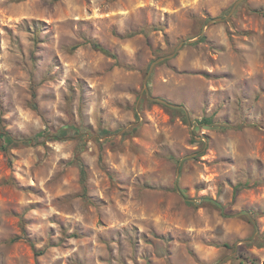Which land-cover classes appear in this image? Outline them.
Segmentation results:
<instances>
[{"label": "rangeland", "instance_id": "rangeland-1", "mask_svg": "<svg viewBox=\"0 0 264 264\" xmlns=\"http://www.w3.org/2000/svg\"><path fill=\"white\" fill-rule=\"evenodd\" d=\"M236 1L0 0V134L77 130L0 152V264H264V0L210 24ZM208 24L149 79L191 129L144 82Z\"/></svg>", "mask_w": 264, "mask_h": 264}, {"label": "trees", "instance_id": "trees-1", "mask_svg": "<svg viewBox=\"0 0 264 264\" xmlns=\"http://www.w3.org/2000/svg\"><path fill=\"white\" fill-rule=\"evenodd\" d=\"M144 32V31H143ZM146 33V32H144ZM93 49L95 51H98L100 53H103L104 55L116 59V55H114L111 51L106 49L105 47L101 46L98 43H91ZM33 98L36 99V93H33ZM38 106L36 102L33 105V109L37 110ZM173 112L176 113H184L183 110H178V109H171ZM201 124H212V121L210 119H203ZM222 129V131H228L230 129H234L231 125H224L219 127ZM72 132H77L76 128L69 125L65 126L62 129L58 131H50V130H45L42 131L36 135H33L31 137L27 138H17L14 137L11 133L6 131L5 129L2 130L0 134V152H3L4 154L8 155L10 154L11 150L14 148H26V147H31V146H38L41 144H44L46 141H66L72 139ZM71 164H79L81 168V180H82V186H83V195L87 196L88 193V185H87V170L85 166L81 163V160L79 157L75 158ZM245 185H238L234 189V194H238L241 190H243ZM227 247V245H225ZM43 253H37V256L42 255Z\"/></svg>", "mask_w": 264, "mask_h": 264}, {"label": "water", "instance_id": "water-1", "mask_svg": "<svg viewBox=\"0 0 264 264\" xmlns=\"http://www.w3.org/2000/svg\"><path fill=\"white\" fill-rule=\"evenodd\" d=\"M244 1H245V0H238V1H236V3L234 4V6H233V8H232V11L230 12L229 16H227L226 18H217V19H213V20L210 22V24H212V23L222 22V21H224V20L230 18L231 16H233V14H234L235 11L237 10V8H238V7H239ZM210 24L204 26L203 31H202V33H201V36H200L199 38L194 39V40H186V41H183V42L180 43V45L177 47V49H176V51H175L174 53H172V54H170V55H167V56H165V57H162V58H160V59H157V60L152 64V66H151V68H150V71H149V73H148V75H147V77H146V79H145V82H144L145 91H146V93L149 95V98H150L151 100L161 102V103H163V104H165V105H167V106H169V107H171V108H174V109H181V110H184V111L187 113V116H188V122H189V126H190L191 129H193V128H192L191 120H190V118H189V114H188V112H187L186 107H185V106L174 105V104L169 103L168 101H166V100H164V99L153 97V96L151 95V92H150V89H149V79H150V77L152 76V74H153V72H154V69L156 68V66H157L159 63L164 62V61H166V60H171V59L175 58V57L177 56V54L181 51V49H182L185 45H191V44H194V43L200 41L201 39H203V38L205 37L206 30H207V28H208V26H209ZM192 131H193V130H192ZM183 162H184V160H182V161L180 162V166L183 164ZM180 176H181V174L178 173V176H177V180H176L175 186H176L178 192L181 194V196L183 197V199H184L186 202L194 203L195 205H199V204L202 203V202H210V203H213V204L217 205V206L222 210V212L224 213L225 209H224L223 205H222L221 203H219L218 201L214 200V199L205 198V199H202L201 201H196V200H194V199H189V198L185 197V196L182 194V192H181V190H180V187H179V179H180ZM224 215L226 216L225 213H224ZM237 216H239V215H237Z\"/></svg>", "mask_w": 264, "mask_h": 264}]
</instances>
